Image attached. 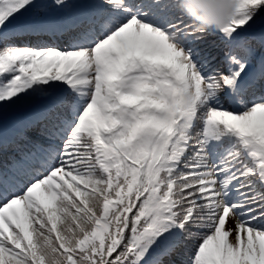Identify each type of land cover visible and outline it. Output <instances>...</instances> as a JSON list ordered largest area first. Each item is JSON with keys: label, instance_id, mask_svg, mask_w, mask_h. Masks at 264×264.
<instances>
[{"label": "snow or ice", "instance_id": "snow-or-ice-1", "mask_svg": "<svg viewBox=\"0 0 264 264\" xmlns=\"http://www.w3.org/2000/svg\"><path fill=\"white\" fill-rule=\"evenodd\" d=\"M198 23L0 0V264H264V0Z\"/></svg>", "mask_w": 264, "mask_h": 264}, {"label": "clouds", "instance_id": "clouds-1", "mask_svg": "<svg viewBox=\"0 0 264 264\" xmlns=\"http://www.w3.org/2000/svg\"><path fill=\"white\" fill-rule=\"evenodd\" d=\"M185 11L198 21V27L222 26L233 11L234 0H181ZM193 5V8H189Z\"/></svg>", "mask_w": 264, "mask_h": 264}]
</instances>
